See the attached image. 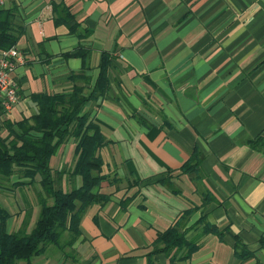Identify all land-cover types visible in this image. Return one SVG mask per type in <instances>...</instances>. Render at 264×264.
Wrapping results in <instances>:
<instances>
[{
    "label": "crops",
    "instance_id": "obj_1",
    "mask_svg": "<svg viewBox=\"0 0 264 264\" xmlns=\"http://www.w3.org/2000/svg\"><path fill=\"white\" fill-rule=\"evenodd\" d=\"M53 1L89 34L78 38L54 24L50 0L1 6L13 9L14 45L25 55L15 70L19 100L7 120L35 113L31 94L68 91L72 74L83 71L92 84L100 53H110L111 90L85 108L108 142L96 155L105 177L97 193L109 200L82 213L69 248L78 260L57 250L60 261L45 253L31 264H264V0ZM194 151L198 173L184 174ZM73 153L69 139L49 167L66 173ZM79 183L61 177L62 191ZM8 191L0 190V206L10 214L6 230L15 232L28 213V232L40 188ZM207 194L213 201L203 205ZM187 210L193 212L179 227L187 239L198 234L193 226L204 216L227 229L223 241L202 237L188 260H179L178 251L148 256L157 234ZM234 236L254 258L234 257Z\"/></svg>",
    "mask_w": 264,
    "mask_h": 264
},
{
    "label": "trees",
    "instance_id": "obj_2",
    "mask_svg": "<svg viewBox=\"0 0 264 264\" xmlns=\"http://www.w3.org/2000/svg\"><path fill=\"white\" fill-rule=\"evenodd\" d=\"M50 7L54 24L65 25L78 38L89 34L88 29H78L79 25L61 1L50 0ZM12 18V7H0V47L16 43L18 29L14 27ZM82 54L77 50L76 55ZM111 60L110 53L101 52L97 75L92 84L83 71L72 74L69 77L72 86L68 91L56 95L31 94L29 100L36 107L33 115L22 117L14 123L8 120L2 122L0 190L37 183L41 193L37 194L38 210L28 232V213L15 232H8L6 224L10 214L0 206V264H31L33 258L45 254L49 247L58 251L70 248L79 236L78 224L84 210L92 204H102L109 200L108 196L97 193L105 177L100 175L101 161L96 155V151L108 142L91 120L90 110L85 108L97 104L109 94L111 86L108 72L113 67ZM69 139L74 142L71 168L66 173L62 169L53 170L48 165L50 157ZM250 144L255 147L257 141ZM200 160L199 153L194 151L182 166L181 172L197 174ZM65 174L71 179L78 177L79 185L62 191L61 177ZM15 175L16 179L11 182L10 178ZM204 201L203 205H206L213 198L207 194L204 195ZM192 212L187 210L173 226L158 233L148 256L153 257L158 253L169 256L178 251L181 253L179 260H188L198 250L202 237L210 234L223 241L227 229L220 230L207 222L204 216L193 226V229L200 227L198 234L187 239L188 230L179 231L180 221ZM63 233L68 238L61 242ZM233 240L232 250L237 260L243 262L254 258V252L238 236H234Z\"/></svg>",
    "mask_w": 264,
    "mask_h": 264
},
{
    "label": "built area",
    "instance_id": "obj_3",
    "mask_svg": "<svg viewBox=\"0 0 264 264\" xmlns=\"http://www.w3.org/2000/svg\"><path fill=\"white\" fill-rule=\"evenodd\" d=\"M4 0H0V7ZM25 55L16 45L0 47V120L8 119L11 109L19 100L16 68L23 64Z\"/></svg>",
    "mask_w": 264,
    "mask_h": 264
},
{
    "label": "rangeland",
    "instance_id": "obj_4",
    "mask_svg": "<svg viewBox=\"0 0 264 264\" xmlns=\"http://www.w3.org/2000/svg\"><path fill=\"white\" fill-rule=\"evenodd\" d=\"M63 170V169H62ZM60 187H61V183H60ZM61 189H62V187H61ZM68 187L66 186V191H68ZM9 189H4L3 190V192H5V194L7 193V192H9L8 191ZM50 201L48 200V203H49ZM33 204L35 205V200H34V202H33ZM7 210H8V208H7ZM68 238V236H67V234L66 233H63L62 234V236H61V242H64L66 239ZM65 255H67V256H72L73 257V259H75V260H78L76 257H77V255L75 256V258H74V255H73V252L69 249V248H67V247H65L64 249H63V251H62ZM62 252H58L55 248H52V247H49L48 248V250L46 251V255H48L49 257H51V258H58L59 259V254L61 253V254H63ZM62 258V257H61ZM59 261H60V259H59ZM60 263V262H59ZM37 264H39V262H37ZM50 264V263H49ZM63 264H74V262H72V261H66V260H63Z\"/></svg>",
    "mask_w": 264,
    "mask_h": 264
}]
</instances>
